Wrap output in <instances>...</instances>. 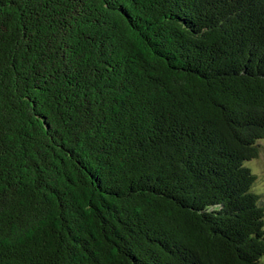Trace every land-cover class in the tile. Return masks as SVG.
<instances>
[{
	"label": "trees",
	"instance_id": "trees-1",
	"mask_svg": "<svg viewBox=\"0 0 264 264\" xmlns=\"http://www.w3.org/2000/svg\"><path fill=\"white\" fill-rule=\"evenodd\" d=\"M264 0H0V264H264Z\"/></svg>",
	"mask_w": 264,
	"mask_h": 264
},
{
	"label": "rangeland",
	"instance_id": "rangeland-1",
	"mask_svg": "<svg viewBox=\"0 0 264 264\" xmlns=\"http://www.w3.org/2000/svg\"><path fill=\"white\" fill-rule=\"evenodd\" d=\"M260 143V152L256 158L249 162V165L259 177L254 185V189H257L261 196H264V140L260 141Z\"/></svg>",
	"mask_w": 264,
	"mask_h": 264
}]
</instances>
